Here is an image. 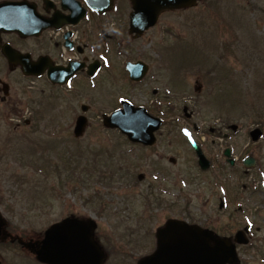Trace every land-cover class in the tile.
<instances>
[{"label": "rangeland", "instance_id": "obj_1", "mask_svg": "<svg viewBox=\"0 0 264 264\" xmlns=\"http://www.w3.org/2000/svg\"><path fill=\"white\" fill-rule=\"evenodd\" d=\"M129 47L125 58L150 63L163 57L171 60L169 74L188 71L186 88L171 86L169 94L157 96L168 125L149 148L102 123L118 97L149 106L153 74L135 85L109 70L92 81L78 77L67 87L23 81L0 65L12 97L10 106L0 102V212L8 230L40 240L67 216L93 218L96 238L108 251L106 264H136L154 250L155 230L168 218L207 219L220 235L233 236L244 229L245 209L260 221L249 244L238 248L241 264H264V0H200L195 8L162 15ZM81 105L89 108L88 125L75 139ZM187 121L202 126L197 137L207 147L206 139L229 133L227 142L210 151L214 169L208 173L182 141L179 127ZM254 134L257 142L251 141ZM227 146L239 159L252 155L255 167L248 174L240 167L235 174L228 166L221 171ZM221 195L227 208L220 209ZM31 257L16 245H0L1 264H37Z\"/></svg>", "mask_w": 264, "mask_h": 264}, {"label": "flooded vegetation", "instance_id": "obj_2", "mask_svg": "<svg viewBox=\"0 0 264 264\" xmlns=\"http://www.w3.org/2000/svg\"><path fill=\"white\" fill-rule=\"evenodd\" d=\"M129 4V0H0V65L5 67L7 75L15 74L23 81L47 80L49 67L67 68L69 65L78 67L72 80L98 77L110 70L117 71L121 78L126 76L129 81L126 65L140 61L124 56V49L140 41L129 34ZM167 61L171 60L162 57L145 63L146 77L153 74L149 87L154 98L149 106L144 104L149 112L156 113L155 108H160V104L155 99L169 94L171 86L176 90L184 88L182 74H169ZM158 62L161 63L156 64ZM174 65L171 68L174 69ZM32 72L36 77L30 74ZM146 77L139 83H131L143 84ZM5 83L0 79V102L10 106V86ZM180 125V128L196 131L202 128L191 121ZM225 139L222 138V142ZM218 140H208L211 147L204 151L209 157L208 150H215ZM209 222L203 219L199 224L210 227Z\"/></svg>", "mask_w": 264, "mask_h": 264}, {"label": "water", "instance_id": "obj_3", "mask_svg": "<svg viewBox=\"0 0 264 264\" xmlns=\"http://www.w3.org/2000/svg\"><path fill=\"white\" fill-rule=\"evenodd\" d=\"M131 3L134 12L130 16V32L140 36L155 24L162 12L192 7L196 5V0H131ZM132 68L137 70V66ZM138 71L140 73L137 74H141L142 69L138 68ZM55 72L60 73L58 79ZM72 72L50 68L49 78L54 83H64ZM153 121L143 110H133L125 105L123 110L108 118L105 125L120 129L133 142L152 144V133L157 129V123ZM85 124L84 118H78L75 136L82 135ZM253 139H256L255 134ZM198 153L200 163L204 166L205 159ZM226 155H229L228 151ZM244 164L248 167L254 161L248 158ZM5 227L6 221L0 215V239L8 236ZM95 229L93 221L67 218L50 226L41 241L20 243L42 264H104L106 254L94 238ZM156 239L154 253L142 258L138 264H238L233 242L183 222L169 221L157 231ZM234 242L246 244L247 240L239 232Z\"/></svg>", "mask_w": 264, "mask_h": 264}]
</instances>
